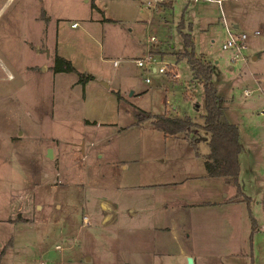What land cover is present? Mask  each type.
Instances as JSON below:
<instances>
[{"label": "rangeland", "instance_id": "1", "mask_svg": "<svg viewBox=\"0 0 264 264\" xmlns=\"http://www.w3.org/2000/svg\"><path fill=\"white\" fill-rule=\"evenodd\" d=\"M147 1L96 0L98 7H94V0H50L51 10L54 7L64 18L59 35L52 28L50 42L59 39L64 55L94 78L82 84L76 72L53 71L54 77L49 72L43 88L35 87L33 115L3 117L9 128L22 122L25 129L18 148L10 144L1 147L3 157L12 155L17 161L16 168L2 164L0 175L9 174L6 166H12L13 178L30 182L26 180L31 179V169L35 172L43 165L50 172L48 182L38 178L33 188H28L33 195L30 208L35 222L17 225L14 245L0 264H36L39 260L48 264H129L124 257H130L133 264L141 263L136 259L140 256L137 248L143 245V236L151 239L149 233L142 235L139 229L102 223L87 209L73 217L69 205L82 200L88 191H109L115 183L120 184L121 180L114 179L112 161L121 152L144 171L145 179L135 181L140 187L167 180L165 175L180 180L203 167L204 155L211 149L210 133L204 128L195 129L196 149L201 156L198 164L193 161L195 156L189 157L194 147L184 136H167L162 131L157 132L158 136L151 134L155 129L151 117L138 122L139 110L204 120V86L194 79L187 58L181 55L185 49L179 28L182 20L195 37L198 55L213 63L220 101L228 118L239 125L247 192H261L259 186L264 187V92L256 89L264 87V0L224 1L228 23L234 27L236 20V29L248 33L247 47L235 60L232 49L223 48L226 29L217 3L173 0L172 8H164L166 1H171L165 0L162 8L154 9ZM255 30L260 33L255 34ZM151 35L156 41L148 42ZM151 46L153 54L166 65H176L177 77L136 63ZM115 60L119 62L115 64ZM247 89L252 92L246 94ZM38 93H43V100L37 98ZM134 125L146 129L114 135L117 128ZM7 134L0 132L3 143ZM48 144L62 153L60 159L72 180H81L84 186L62 183V176L55 173L58 159L41 155ZM249 163L253 171L247 169ZM38 203L43 207L39 208ZM84 214L90 216L89 221L83 220ZM64 219L71 220V234L57 247ZM172 264H188V257H176Z\"/></svg>", "mask_w": 264, "mask_h": 264}, {"label": "crops", "instance_id": "2", "mask_svg": "<svg viewBox=\"0 0 264 264\" xmlns=\"http://www.w3.org/2000/svg\"><path fill=\"white\" fill-rule=\"evenodd\" d=\"M170 2L171 5L164 8H172L173 0ZM97 5L94 0V7ZM52 9L54 11L50 0H0V132H9L4 136V143L1 137L0 149L5 144L18 148L17 142L23 138L25 129L22 122H15V127L9 128L3 117L33 115L35 87L43 88V80L49 78V72L54 77L55 72L51 68L54 62L51 60L54 61L55 53L64 55L59 39L56 43L50 42L52 28L59 35L60 21L64 19L56 12L57 9ZM238 26L239 22L235 20L234 27ZM182 29L189 31L186 26ZM193 38L195 41L194 35ZM253 57L257 58L258 54ZM43 97V93H38V99L43 100ZM135 128L146 129L143 125L119 127L114 135ZM153 130L150 132L155 136L161 131ZM185 140L194 147L188 139ZM47 148H52L53 156L47 153ZM194 149L189 157L195 156L193 161L198 163L201 156ZM121 153L113 159L112 165L114 179L122 182L112 185L109 191H88L82 200L72 201L69 206L74 212L73 217L87 209L102 223H118L122 228L139 229L142 235L149 233L151 239L143 236L144 247L137 248L140 256L137 255L136 259L141 261L138 264H172V259L179 256L185 259L193 256L195 264H264V187L259 186L261 192L256 187V192H247L248 178L241 155L239 179L242 189L250 196L249 205L245 200H234L237 186L230 177L207 176L204 161L203 167L200 165L202 168L191 176L174 180V177L165 175L167 180L140 187L135 181L142 177L145 179L144 171L136 167L134 159ZM20 154L26 156L23 150ZM41 155L58 159L55 173L62 176V183L85 185L81 180H72L60 159V151L48 144ZM16 161L12 155L3 157L0 150V166L7 163L16 168ZM249 166L247 169L253 171V164L249 163ZM6 167L9 174L0 175V261L14 245L17 225L35 222V214H31L33 209L30 208L34 202L33 195L28 188L32 189L34 180L38 178L48 182L50 172L47 166L42 165L35 172L30 170L31 179L26 180L30 182H19L12 177L14 167ZM131 175L136 177L127 178ZM21 190L24 193L20 194ZM37 206L42 208L43 204L38 203ZM70 219L63 220L62 239L57 247L71 234ZM83 220L89 221L90 216L84 214ZM123 259L133 264L130 257Z\"/></svg>", "mask_w": 264, "mask_h": 264}, {"label": "trees", "instance_id": "3", "mask_svg": "<svg viewBox=\"0 0 264 264\" xmlns=\"http://www.w3.org/2000/svg\"><path fill=\"white\" fill-rule=\"evenodd\" d=\"M165 5H171L168 1ZM184 21L179 24L183 36L185 49L181 52L186 57L194 73V79L201 82L205 91V112L202 114L203 121H198L190 115L173 116L167 113H152L151 111L139 110V120L141 122L146 118H152V126L161 130L165 135H182L188 139L192 145L197 148L195 129L204 128L210 133V151L204 155L205 170L207 176H226L232 178L237 186V193L234 200H245L250 204V196L244 192L239 179L240 175V152L242 143L240 139L239 125L232 122L227 114L226 108L221 103L213 79V63L198 55L195 49V41L190 31H183ZM51 68L58 71L76 72L79 76V82L86 84L94 75L79 70L73 61L59 53H55L54 63ZM196 153L200 152L196 149ZM254 222V220H253Z\"/></svg>", "mask_w": 264, "mask_h": 264}, {"label": "built area", "instance_id": "4", "mask_svg": "<svg viewBox=\"0 0 264 264\" xmlns=\"http://www.w3.org/2000/svg\"><path fill=\"white\" fill-rule=\"evenodd\" d=\"M193 1H198V0H193ZM208 1H213L216 2L220 5L221 9H222V16H223V23L226 29V39L223 42V48L225 49H232L231 50V56L232 59H237L240 56H242L243 54V50L247 47L246 44V40L248 38V33L246 31H240L237 30L236 28H234L231 24L228 23V19L224 13V9H223V0H208ZM168 1H166L167 3ZM147 4L150 7H153L154 9H159L162 8L165 4V0H148ZM162 6V7H161ZM75 25L77 24V22L74 23ZM255 34L260 33V30H255L254 31ZM152 41H156V37L154 35H151L148 38V42H152ZM152 46L146 51V54H144L141 57H138L136 59V63L139 66H142L146 69H152L155 71H159V72H168L170 75H172L173 77H177L178 73H177V69L176 65L173 63H166L164 62L163 59L161 58H157L152 51ZM161 61V64L158 66L157 63H159ZM119 62V60H115L114 63L117 64ZM256 89L259 90H263V87L261 85H259ZM255 90V89H253ZM252 92V89L246 90V94H250ZM36 264H48L46 261L44 260H39L37 261Z\"/></svg>", "mask_w": 264, "mask_h": 264}, {"label": "water", "instance_id": "5", "mask_svg": "<svg viewBox=\"0 0 264 264\" xmlns=\"http://www.w3.org/2000/svg\"><path fill=\"white\" fill-rule=\"evenodd\" d=\"M48 153L50 156H53L52 148L49 149ZM188 264H195V260L193 256H188Z\"/></svg>", "mask_w": 264, "mask_h": 264}]
</instances>
